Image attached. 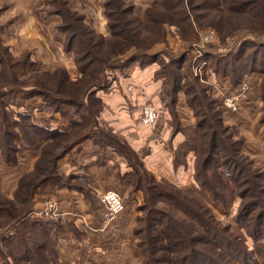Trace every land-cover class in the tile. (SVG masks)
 <instances>
[{
	"label": "rangeland",
	"instance_id": "1",
	"mask_svg": "<svg viewBox=\"0 0 264 264\" xmlns=\"http://www.w3.org/2000/svg\"><path fill=\"white\" fill-rule=\"evenodd\" d=\"M108 1L110 0H0V146L3 145L6 149L3 152L8 153L9 148L16 149L17 152L36 148L42 151L41 163L52 166L51 156L61 154L64 148H66L65 151H71L76 146V142L81 140L78 138L84 132L98 139L102 137L90 132L91 127L95 131H103V136L106 133L107 139L110 140L113 134L110 132L112 129L108 128L106 121L101 120H104L103 116L114 112L113 105L117 103L114 100L117 97L112 95L114 89L121 84H132L135 80L139 61L130 62L129 59L135 54L144 55L143 52L159 53L161 55L159 61L147 62L149 59L145 57L146 64L158 63L162 68V62L168 63L176 57L184 58L180 62V69L178 70L177 66L173 65L172 70L182 75L192 74L188 83L195 84L196 93L201 100H208L213 105L211 110L203 106L202 109L207 113H218L224 127L230 134H233L232 141L240 143L243 154L232 150L233 160L247 163L244 157L248 158L252 161V164L245 167L249 169L248 174L250 171L253 172V169L264 174V72L245 70L239 87H235L228 75H224L221 71L217 73L213 67V64L217 66L218 62L221 67L224 65L230 67L229 63L231 64L237 58H231V55L238 52L243 53L237 63L238 70L247 68L250 64L254 66L256 56L259 59L257 67H264L260 64V61L264 63V46H262L264 43V0H118L117 2L111 0L113 1L111 6L108 5ZM129 5L134 7L133 11L128 10ZM115 10L118 13L110 19L108 13L115 12ZM110 22L118 23L116 29L120 34L117 38L109 40L111 28L108 24ZM92 29L98 34L109 36L104 44L95 40L98 38L96 33H88L87 30L93 31ZM71 37H74L73 44L68 46ZM87 64V74L83 75L79 67H85ZM59 69L68 71L70 81L75 82L71 84L69 79H63ZM216 74L228 76L230 80L227 81L228 86L223 85L217 77L216 80L212 78ZM253 75L257 77H252ZM194 77L197 78V82L193 79ZM77 78L81 79L79 83L78 80L76 81ZM171 80H175L174 75ZM237 89L240 90L241 96L238 109L235 111L224 109L222 106L224 96L233 94L232 92ZM137 92V88H132V93ZM43 93H46V97ZM68 97L75 98L77 104L69 106L67 103L69 101L66 100ZM248 97L260 102L257 114L253 112L238 114ZM125 102L124 105H126ZM136 103L140 102L136 101ZM149 103L154 102L139 104L143 105L140 119L143 108ZM163 103L165 104L164 101ZM250 105V109H256L255 102ZM217 106L222 110V116ZM161 108L162 106H158L159 116ZM22 116L30 117L32 123L29 119L30 124L26 122L21 118ZM64 116L66 117L65 123L63 125L57 123L56 120ZM98 117H101V120ZM209 117L215 118L214 114ZM255 117L260 127H263V135H261L263 145H260L261 149L257 150L252 157L244 153L243 149L253 146L252 139L255 134L251 131L252 135H250L248 121L249 119L254 120ZM14 121L20 122L13 125ZM74 121L79 123L75 124ZM4 122H6V127H4ZM202 131L208 134L203 140V148L208 149L210 129L206 125ZM24 132L28 134L32 142H36L31 144L26 141ZM50 132H60L62 135L50 134ZM188 134L192 136V132ZM116 138L128 143L124 136L119 135ZM47 142L49 144H44ZM200 142L201 140H194L195 145ZM127 148L130 150V146ZM184 149L180 155L176 156V160L182 161V164L186 163ZM44 151L48 153L44 154ZM134 153L132 163L142 165L136 152ZM15 155H17L16 152H11L12 157ZM128 158V161L132 160L129 156ZM193 159L195 161V158ZM57 167L59 170V165ZM233 168L235 169V166ZM32 171L31 173L34 172ZM147 171L150 172V170ZM59 173L63 181L69 177L61 170ZM192 173L193 186L183 189L194 192L198 190L199 183L195 179V168ZM208 174L214 175L215 172H208ZM237 174L243 179L242 171ZM150 178L148 181L153 183ZM72 179H75L73 181L77 183L78 179L72 176L69 181L72 182ZM254 180L256 183L240 187L246 191H249L251 187L255 189L243 197L236 191L234 195L231 191L220 187L218 190L221 196H225H223L224 202L215 199L210 206L211 212L219 222V228L228 229L229 234L225 230L223 232L233 243L237 242L244 246L247 244V251L250 255L247 257L241 255L240 259H234L232 255L222 251L216 245H209L208 240L195 242L184 237L180 240L181 243L174 247L175 255L169 253L168 258L172 261L176 255L188 256L186 264H209L193 256L196 251H204L210 255L209 257L215 264H242L248 258L255 261L250 264H264V256L261 255L264 253L262 251L264 250V226L263 230L257 232L255 220L252 218L255 213L264 212V176L263 178L254 177ZM257 183L261 186L260 190ZM73 186L92 188L83 183ZM160 187L166 191L174 190L168 185ZM19 188L20 182L14 194H19ZM46 189L47 187L39 189L38 193ZM1 193L10 202L13 196ZM122 196L125 206L141 212L140 217L149 213V211L140 210L141 205L145 203V197L136 201L132 189ZM192 198L195 199L193 196ZM11 200H15V197ZM249 202H258L260 205L252 211L249 218L238 220L237 215L246 208L244 204ZM150 205L154 210L162 209L170 212L169 207L171 206L166 203L154 201L151 203L150 201L149 207ZM27 209L30 213V203L21 205L17 203L14 211L22 213ZM12 210L13 208L0 210L1 229L6 228L5 224L11 218L9 214ZM175 213L176 211L173 210V214ZM178 219L183 220V216L180 214ZM183 224L184 228H180L181 231L188 232L190 235L196 234L193 233L194 227L191 225L193 221L190 218L184 219ZM144 226L146 227V224ZM246 229L255 233L254 239L248 235ZM145 240L147 241V238ZM229 249L236 251L233 248ZM163 254L158 251V255ZM25 261L21 259L17 261V264H26ZM166 263L170 264L168 261L152 262V264Z\"/></svg>",
	"mask_w": 264,
	"mask_h": 264
},
{
	"label": "crops",
	"instance_id": "2",
	"mask_svg": "<svg viewBox=\"0 0 264 264\" xmlns=\"http://www.w3.org/2000/svg\"><path fill=\"white\" fill-rule=\"evenodd\" d=\"M156 64L147 63L140 66L138 62L133 83L118 85L112 92V95L117 97L114 99L117 103L113 105V114L103 116L104 120L98 117L102 122L106 121L108 128L112 129L110 132L116 137L124 136L128 143L113 134L108 140L106 133L103 136V131H95L91 127L90 132L102 137L98 139L88 134L77 141L71 151L64 152L58 158L57 166L69 176L67 180H61V184L53 183L54 185L47 186L45 191L37 192L32 197L31 211L27 217L47 222L51 229V237H48L47 246H43L42 250L46 263L140 264L142 250L135 230L141 212L125 206L115 219L106 222L100 194L113 190L123 195L132 189L134 199L141 200L144 198V190L137 178L143 169L150 170L157 179H166L181 188L193 186L194 151L190 150L188 155L186 154L185 164H182V161L178 163L176 156L183 152L188 133L196 127L197 115L184 89L178 91L173 110L166 105V77L163 76L160 65ZM216 77L223 85L228 86V76L216 74L212 78L216 80ZM132 88H137L138 92L132 93ZM136 101L143 104L152 101L156 106H162L161 115L154 124L140 122L143 105L137 104ZM249 102H255V110L249 108L252 106ZM258 103L260 102L248 97L238 114H257L260 107ZM65 120L64 116L56 121L63 125ZM248 124L250 135L252 132L255 135L252 139L253 146L249 149L245 147L243 152L253 157L257 150L261 149L260 145H263V127H260L256 117L254 120L249 119ZM127 146H130L131 151ZM29 149L18 152L16 150V161L12 163L8 162L0 147V193L4 192L14 198V191L21 178L35 168V162L41 157L42 151ZM186 151L187 148L184 149V152ZM134 152L142 165L132 163ZM128 156L133 159L128 161ZM72 176L78 179L77 183L90 185L92 188L73 186L77 183L73 181L75 179L69 181ZM48 199L58 201L60 210L66 213L64 219L50 221L41 214L46 209ZM3 229L0 228V264H17L9 254L8 242L9 239L16 240L19 233L12 226ZM35 244L36 242L29 244L33 247L32 250L36 249ZM49 246L56 255L49 254ZM25 263L31 264V261L26 259Z\"/></svg>",
	"mask_w": 264,
	"mask_h": 264
},
{
	"label": "trees",
	"instance_id": "3",
	"mask_svg": "<svg viewBox=\"0 0 264 264\" xmlns=\"http://www.w3.org/2000/svg\"><path fill=\"white\" fill-rule=\"evenodd\" d=\"M118 0H115L117 2ZM113 4V1H108V5L111 6ZM128 10H134V7L129 5ZM112 11V13H108V17L111 19L117 14L118 11L115 10V12ZM246 12V11H245ZM257 17V15H255ZM111 28V34L109 36H106L104 34H98L93 29L87 30L89 34H92L93 32L97 34V37L95 40H99L100 44H104V42L107 40V38L110 40L112 38H117L119 36V31L116 29L118 26L117 22H110L108 24ZM92 32V33H90ZM191 32V31H190ZM75 37V36H74ZM74 37L69 40L68 46H72ZM72 43V44H71ZM264 46V43L263 45ZM71 49V48H70ZM241 52V51H240ZM244 52V51H243ZM144 55L135 54L132 56L129 60L130 62L139 61L141 65H145L146 62L144 61V58H148L149 61L147 62H154L159 61L161 58V55L159 53H147L143 52ZM261 54L260 52H258ZM257 53V55H258ZM235 54V55H234ZM231 55V58L235 61L232 62L230 67L227 65H224L221 67L220 62H218L217 66L213 64V67L215 68V71L219 73V71L223 72L224 75H228L230 77L231 82L239 87L240 81L242 79V76L245 70H248L247 72L259 71L264 72V67L261 66L260 68L257 67V61L258 56H256L257 60L254 66L252 64L248 65L247 68L239 69L237 68L238 61L242 58L243 53H234ZM241 54V55H240ZM89 56V55H88ZM79 59V58H78ZM181 60H184V58L180 59L178 57L174 58L173 60H170L168 63L162 62V69H163V76H165V82H164V88L165 92L168 94V99L166 105L169 106L171 110H173L175 102L177 101V93L179 90L184 89L188 93V99L190 104L194 107L195 113L197 115V124L196 127H194V130H190L192 132V136L188 134L187 139L185 141V146L187 148V151L185 154H187L190 150L194 151L195 154V161H194V168H195V179L199 183L198 190L191 192L189 190L183 189L178 187L177 185L167 181L166 179H157L152 172H148L146 169H143V172L141 173L139 179V185L144 190V197H145V203L141 205L140 210L147 212V215L140 217L139 216V222L138 226L135 230L136 235L139 238V246L142 250V259L140 264H152L157 262H166L170 264H186V261L188 260V256L182 257L177 256L175 258H172V261L168 258L169 253H173L175 255V249L177 245L181 243V239L184 237L186 239H190L191 241L195 242H202L205 240H208L209 245H216L219 249L222 251H225L232 255L234 259H240V256L243 255L247 257L250 255V253L247 251L248 246L240 244V243H233L230 241L229 236L226 235L229 234V231L227 228L224 230H221L219 228V222L215 218V215L211 212V202L213 200H220L221 202H224V195L221 196V193H219V188H224L226 191L229 190L235 195V191L241 196H246L247 193L250 191L255 190L253 187L249 189V191L246 189H242L243 185H251L252 183H256L254 180V177H262L264 174L260 171L253 172L250 171V174H248V170L245 169V167H248L250 164H252V161H250L248 158L244 157V160L247 161L244 163H240V161H234L233 160V154H231L232 150L237 151L240 154L242 153V148L240 147V143L238 141H232V135L227 130L226 127H224V124L222 122L221 117H218V113H213L215 118L209 117V115H213L211 113H207V111H204L202 109L203 107L207 108V110H211L213 108V105L208 100H201L199 98V95L196 93V86L195 84L188 83V80H191L190 77L192 74H178L175 72V70H172L173 65L177 66V69H180V62ZM223 60V59H222ZM95 61V60H94ZM260 64L264 65L263 61H260ZM87 67L88 64L85 67H79V69L82 70V74H87ZM259 68V69H258ZM61 71V74L63 76V79H69L68 71L64 69H59ZM173 75L175 76V80L172 81ZM208 75V74H207ZM196 82L198 81L196 77L193 78ZM78 80V81H77ZM187 80V81H185ZM71 84L75 81L68 80ZM76 81L79 83L81 81L80 78H77ZM190 82V81H189ZM96 85V83H95ZM87 89V88H86ZM86 89L84 91H86ZM264 90V86H263ZM42 94V93H41ZM43 95L46 97V93H43ZM264 95V91H263ZM200 99V100H199ZM66 100L69 102L68 105L72 106L73 104H77V101L73 97H68ZM264 100V99H263ZM66 103V102H65ZM80 103V102H79ZM81 104V103H80ZM67 105V104H66ZM203 106V107H202ZM218 108V106H217ZM218 112L220 113V116H222V110L218 108ZM26 122L29 123L28 119L32 123L30 117L28 116H22ZM201 118V119H200ZM264 119V118H263ZM20 121H14V124H19ZM75 124H78V121H74ZM4 127H6V122H4ZM12 126V124L8 123ZM30 124V123H29ZM32 125V124H31ZM210 129V138H209V144L210 147L208 149L203 148L204 143V137H206L208 134L202 133V129L204 126H206ZM37 127L36 125H34ZM78 126V125H76ZM76 128V127H75ZM9 134L12 135V133L9 132ZM50 134H56V135H62V133H51ZM24 136L26 138V141H29L31 144H34L36 141H31L29 139V136L26 132H24ZM87 134L84 132L80 135L78 139H82L86 137ZM201 140V142L197 145H195L194 140ZM239 143V144H238ZM49 144V142L44 143ZM242 144V142H241ZM2 150L6 151L5 146H0ZM233 147V148H232ZM16 148V147H15ZM66 148H64V151L61 152V154H54L51 156L50 163L52 166H47L46 164H42L41 160L43 159V154L41 158L38 160L37 164L35 165L34 172L25 174L21 180H20V191L19 194H15V200L8 201L2 193H0V210H9V208H13L12 211H10V219L5 224L6 227L12 226V228H16L19 235L18 238L15 239H9L8 242V249L9 254L13 256V261L17 263V261L21 259H28L31 261V264H46V259L43 253V246L47 244L48 237H51V229L49 228L48 224L40 220H33L27 217L28 215V209L27 211L21 212H15L14 209L17 206V203H30L32 197L35 193L38 192L39 189L45 188L47 186L54 185L53 183H60L61 180H63L62 177H60V173L57 167V161L58 158L64 154ZM204 151V154H203ZM11 152H16V149H8V153H5L6 159L8 162L15 163L16 161V155L14 157L11 156ZM47 154L48 152L44 151V154ZM203 154V155H202ZM243 154V153H242ZM131 156V154H130ZM179 163V161H178ZM231 164V166L229 164ZM235 166V169L233 168ZM247 170V171H246ZM251 170V169H250ZM243 173V179L242 176L237 174L238 172ZM208 172H212L215 174L209 175ZM38 173V174H37ZM233 174H235L233 176ZM260 174V175H258ZM250 175V176H249ZM152 178L153 183L148 181L149 178ZM150 178V179H151ZM170 186L173 187L174 190L166 191L160 186ZM258 184V183H257ZM259 190L261 186L258 184ZM172 188V189H173ZM228 191V192H229ZM227 192V193H228ZM202 193V194H201ZM196 194V195H194ZM198 195V196H197ZM195 197V199L192 198ZM224 196V197H223ZM228 196V194H227ZM252 196H255L252 194ZM223 198V199H222ZM153 199V200H152ZM147 201V204H146ZM159 202V203H166V205L173 207L175 214H173V210L170 208V212L167 210H154L152 206L149 207V202ZM9 202V203H8ZM8 203V204H7ZM246 208L243 209L242 212H240L239 215H237L238 220H246V218H249L251 216L252 211L259 206L258 202H249L245 203ZM29 207V206H28ZM248 209V210H247ZM183 216L182 219H178L179 216ZM190 218L193 221V233L196 234L190 235L188 232H183L180 230V228H184L183 221L184 219ZM255 220V230L257 232L263 230L264 226V212L255 213V215L252 217ZM52 221L51 219H49ZM146 224V227L144 226ZM144 224V225H143ZM198 229V230H197ZM247 230V229H246ZM255 231V232H256ZM28 232V233H27ZM146 232V233H145ZM202 232V233H201ZM248 235L252 236L253 239L255 238V233H252L250 230H247ZM27 233V234H25ZM143 233H145L143 235ZM8 236V235H7ZM141 236V237H140ZM144 236V237H143ZM147 238V241L145 240ZM31 242H36L35 245L36 249L32 250V246L29 245ZM232 242V243H231ZM47 246V245H46ZM229 248H233L236 251H230ZM49 254L50 255H56L55 251L49 246ZM158 251H161L164 253L163 255H158ZM264 251V250H262ZM261 252V251H260ZM194 257L197 256V258L201 259V261L209 263V264H215L212 258H210L207 253L196 251L194 252ZM264 253H261V255ZM170 257V256H169ZM254 263V259H246L245 262L242 264H250ZM167 264V263H166Z\"/></svg>",
	"mask_w": 264,
	"mask_h": 264
},
{
	"label": "built area",
	"instance_id": "4",
	"mask_svg": "<svg viewBox=\"0 0 264 264\" xmlns=\"http://www.w3.org/2000/svg\"><path fill=\"white\" fill-rule=\"evenodd\" d=\"M232 93L233 94L225 95L222 100L223 108L229 111L237 110L241 100L239 89ZM158 116V106L154 103H149L143 108L140 121L144 124L152 125L156 122ZM101 203L104 207V217L106 222L115 219L125 209L124 197L113 190L106 191L102 194ZM41 214L55 222L64 219L66 215L65 212L60 210L58 201L54 199H48L46 209L44 213Z\"/></svg>",
	"mask_w": 264,
	"mask_h": 264
}]
</instances>
